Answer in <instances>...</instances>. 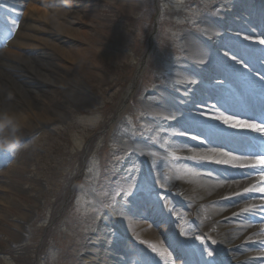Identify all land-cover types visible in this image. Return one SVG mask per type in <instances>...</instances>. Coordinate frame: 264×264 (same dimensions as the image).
<instances>
[{"label":"rangeland","instance_id":"374dc122","mask_svg":"<svg viewBox=\"0 0 264 264\" xmlns=\"http://www.w3.org/2000/svg\"><path fill=\"white\" fill-rule=\"evenodd\" d=\"M69 1L73 35L79 37L96 62L89 59L59 68V58L44 47L25 53L33 62L31 70L49 74L54 84L42 83L41 99L34 93L27 95L36 106L34 111L18 96L21 111L31 115L26 121L29 127L37 125L35 113L51 114L52 122L37 125L28 134L22 131L19 147L12 156L0 150L2 162L1 156L8 155L12 160L15 157V162L0 163V264H106V251H117L120 258L130 261L135 248L124 241L143 235L141 230H145L139 227L140 223L149 225L151 239L157 246L163 244L165 256L173 262V247L176 250L178 242L184 247L185 244L165 226L173 225L174 230L181 214L174 215L176 223L157 225L141 219L139 209L130 206L143 198V204L151 208L146 199L162 196L178 212L189 214L185 203L182 209L180 202L173 203V196L167 193V187L174 185L169 179L165 182L164 177L177 161H171L160 147L164 140H172L169 133L187 130L163 117L177 116V110H184L177 101L184 95L178 72L187 62L195 64L200 60L193 45L209 44L213 39V44L221 48L229 44L236 55L244 53L246 47L231 40L228 34L235 23L244 25L257 0H242L239 6L237 0ZM18 2L25 8L34 3ZM15 25L19 28L20 20ZM213 25L221 28L220 38L210 37ZM261 31L262 28L257 29L260 36ZM74 42L64 38V47L76 46ZM263 47L258 44V49H252L264 53ZM4 69L0 66V70ZM254 70L260 73L264 68L256 65ZM37 80L32 83L39 88L41 83ZM262 83L263 78L259 80ZM129 84L134 85L132 93L122 100ZM198 84L202 86V82ZM68 90L80 95L73 98ZM207 91L215 94L212 89ZM45 102L53 107L48 108ZM172 106L170 113L165 110ZM153 151L164 159L147 154ZM6 170L8 173L2 178ZM182 191L190 197L186 190ZM128 192L131 194L126 195ZM125 212L132 217L127 235L119 230ZM187 219L194 228L196 224L189 216ZM236 220L237 216L231 217L227 225L233 227ZM208 227L214 228L212 222L198 233L194 230L193 237ZM98 238L102 240V250L92 258L91 250L96 247L93 243ZM206 239L203 246L199 241L194 244L212 250ZM48 247L49 259L37 262L39 254L43 255ZM202 255L207 259L206 253ZM148 260L145 264L157 262L155 258Z\"/></svg>","mask_w":264,"mask_h":264},{"label":"bare ground","instance_id":"6f19581e","mask_svg":"<svg viewBox=\"0 0 264 264\" xmlns=\"http://www.w3.org/2000/svg\"><path fill=\"white\" fill-rule=\"evenodd\" d=\"M241 1L242 0H237L236 5L239 6ZM32 2L34 3L29 4L25 8L22 2H18V0H0V66L5 68L4 71L0 70V105L7 102L15 112L20 114L22 131L27 134L36 130L37 125H47L52 122V115L46 112H44V114L41 112L42 114L38 115L34 112L37 125L33 126L34 128L29 127L26 121L30 120L32 117L25 111H21V104L18 102V96L22 98L23 103L26 104L31 111H34L36 106L27 98V95L34 93L41 99L43 96L39 95V91L42 90V83L46 81V83L49 82L54 84V82L49 74L31 70L33 62L25 53L30 52L29 50L35 51L40 47H44L59 58L60 61L56 63L59 68H63L65 64H81L89 59L94 61V63L96 62L93 55L86 51L89 49L81 41H78L79 37L73 35L74 31L70 26L73 23L71 21L72 14L67 10L68 7L72 6L69 0H67V2H65V0H32ZM253 8V11L248 14V18L244 25L235 23L233 29L228 34L231 40L238 41L246 47L242 55H236V52L229 44H227V47L221 48L218 44H213L214 41L211 39V43L209 42V44H203L199 47L193 45L200 60L195 62V64L187 62L186 66L178 72L181 81L179 86L184 93V98L178 97L177 101L183 104L181 110H184L183 112L177 110L175 121L187 130L188 133H195L197 131H202V133L206 132V136H208L209 139H205V141L208 140L210 142L200 144L198 141L190 139L188 135L185 137L171 136L172 140L168 142L170 145L168 150L174 152L177 156L183 157L190 156L193 153H206L208 148L220 146L223 152H229L230 150V152L235 155L245 156L248 153V149H254L255 146L251 143L249 145V143L244 140H230L229 138L233 136L245 137L247 135L248 137H252L253 142H256L259 146L264 145V137L260 136L258 133L236 132L233 129L221 125L218 121L205 119L204 117H197L203 127L196 128L189 126L191 117L198 112H204L206 116L223 112L226 115H235L244 120L260 121L259 117L261 116L258 117L254 111L264 110V86L258 88L254 84L256 79H252L255 76L253 73L250 74V65H248L247 69H244L224 55L226 51L228 53L231 52L229 53L230 55L234 54L238 59L245 62L249 58L248 53L251 55L255 52L262 55L264 59L263 52H257L252 49H258V43L243 39L244 36H248L253 40H258L259 38L264 39V0H257ZM254 15L258 16L257 19L253 18ZM17 17L20 18L18 19L20 20V25L19 28H14L15 23H13V21H17ZM260 28H262L261 36L257 32V29ZM13 29L16 30L13 31ZM220 29L221 28L218 26L215 27L210 37L214 36L220 38ZM12 34L13 37L9 41L3 38V36L8 38ZM198 37L207 41L202 36ZM64 38L75 41L74 45L76 46L70 45L69 47H64ZM30 71H33V73L30 74ZM261 74L264 75V71H262ZM35 80L41 83L39 88L34 85L35 83H32ZM195 81L197 84H194ZM199 82H202V86L198 84ZM228 86L229 88L233 86L235 90L240 89V91L237 92V95H232L228 92ZM133 87V85L129 84L124 99L130 97ZM208 89L214 90L215 94H210L207 91ZM218 91H220L222 95H217ZM68 94L73 98H77L80 95L78 92L72 90H68ZM237 100H240L241 104L244 101L243 105L249 108L247 109L248 111L246 109H238ZM45 104L48 108L53 107L48 102H45ZM177 105L178 103H176V109ZM213 105L216 106L215 109H213ZM172 108L173 106L165 110L170 113ZM213 130H219L224 135L221 137L212 135ZM226 141L230 143V149H225L227 144ZM219 142L221 144H219ZM251 151L254 152V150ZM14 152L9 153L12 156ZM261 153H264V148L262 149L260 147L255 154L259 155ZM253 157H255V155H253ZM1 158L3 162L0 161V163L6 164L8 161L15 162L13 161L15 157L13 160L10 157L8 158V155L1 156ZM222 167L224 166L206 162L196 163L193 160L187 159H181L173 163L168 177L169 181L173 183L174 186L167 187V193L173 196V203L180 202L179 204L182 206V209H185L184 205L186 204V209L189 211V214L186 216L178 212V209L170 202L155 197L146 199L149 203L148 205L151 206L154 211L143 204V198L139 200L136 199L130 206V209L133 208V206L139 209L138 215L141 219L152 220L157 225H168L175 221L174 215L177 216V214H181L179 216V222L176 223L175 221L177 225H175L174 230L173 225L167 226V228L169 227L173 232L175 231L177 233L176 235H179L184 240L185 244L184 247L182 243L178 242L176 248L178 254L174 253L176 259H174L173 262L165 256L166 253L163 257H157L158 255L147 248L146 244L139 243L140 240H143L146 243L156 245L155 241L151 239L153 238V234L148 231L149 229L147 226L149 225L140 223L139 227L145 230H141L143 235H137L133 238L131 237L132 240L127 239L124 241V243L127 241L129 246L135 248L133 259L127 261L122 257L124 260H121L122 258L118 256L119 254L117 251L110 254L109 252L111 251H106L103 256L106 258L109 255L106 264H121L120 261H122L123 264H145L149 263L148 259L150 258H155L157 260L156 264H205L208 257L207 259H205L204 256L202 258V254L196 251V249H199V247L194 244L196 240L186 237H193L192 232L194 230L196 232L197 230H203L210 222H212L214 228L208 227L205 230L206 232L203 233V231H201V235L206 234V243L213 250V264H264V251H261V245L258 243V241L264 239V236L257 235L262 227L258 218L254 219L251 216L239 215L233 227L227 225V221H229L231 217H236L233 213H238L241 208L246 207L248 204L258 205L262 203L258 198L259 193L232 196L231 199H223L224 196H230L234 192H242L243 189L250 184H258L259 177L253 176L249 180H243L241 179L243 172L253 170L232 169L230 173H225ZM209 172L212 173L211 176L207 175ZM7 173L8 170L2 173V178L5 176L4 174ZM226 175L231 176L226 177ZM176 177L179 178L177 179ZM221 178L226 179L229 183L220 186L217 184V180ZM233 180L237 182L232 183L231 181ZM182 190H186V193L189 194L190 197L184 195ZM180 193H182L184 197L180 195ZM133 210L134 209L131 211ZM127 213L125 212V215L122 216V228L119 225L120 232L125 235H127L126 232L131 231L130 220L132 217ZM188 216L191 222L196 224L194 228L189 225ZM249 221H252L251 227L247 226ZM182 226L185 229V236L180 235ZM163 231L164 229H160L161 233ZM100 233L103 236L104 233ZM162 234L167 236V233ZM213 241H215V243H213ZM93 244L96 245V247H93V250H91V252H93L90 254L92 258L93 256L97 257V255H94L96 251L102 250V240L99 238L95 239ZM157 247L164 250L162 243L158 244ZM125 248L129 250L128 246ZM183 257H185V261ZM177 259L180 262L176 261ZM166 260L168 263L164 262ZM181 260H183V263Z\"/></svg>","mask_w":264,"mask_h":264},{"label":"snow or ice","instance_id":"6c2138e0","mask_svg":"<svg viewBox=\"0 0 264 264\" xmlns=\"http://www.w3.org/2000/svg\"><path fill=\"white\" fill-rule=\"evenodd\" d=\"M13 23H18V21L14 20ZM14 30L15 29H13V31ZM243 39L249 42H255V43L264 45V39L253 40L252 38L248 36H244ZM224 55L225 57L232 59L240 67L244 69L248 68L247 63L238 59L234 54L230 55L226 51ZM215 107L216 106L213 105V109H215ZM197 117H204L205 119L218 121L221 125L229 129H233L236 132L258 133L260 136L264 137V121L256 122L255 120H244L235 115H226L223 112H220L219 114H212V115H207V116L205 115L204 112H198L196 115L191 117V123L189 125L190 127H196V128L203 127V125L201 124L200 120L197 119ZM163 119L165 121H168L169 119L175 120L176 116L170 114L169 116H164ZM169 135L185 137L187 135V132L184 130H181L179 132L169 133ZM212 135L221 137L224 134L221 133L219 130H213ZM189 138L192 140L198 141L200 144H204L205 139H209L208 136L201 138L200 135H192ZM229 139L241 141V140H244L245 138L240 137V136H233V137H230ZM160 147L164 148V151L167 153V156L171 158V161H179L181 159H187V160H193L196 163L206 162V163L226 166L232 169H240V170L251 169L253 170V171H244L243 175L241 176V179L249 180L253 176H258L259 177L258 184L257 183L250 184L248 187H245L242 192H234L230 196H224L223 199H231L232 196H242L245 194L259 193L258 198L262 201V203L258 205L248 204L246 207L241 208L238 213H233V215L234 216H239V215L251 216L254 219L258 218L262 227L260 228V232L257 233V235L264 236V153H261L255 157H249V156L235 155L230 152H223L217 148H208L206 153H193L190 156L181 157V156H177L174 152H168V147H170V145L168 144L167 140H164L163 144L160 145ZM147 154L153 156L154 158L158 160L164 159V157L158 156V154L154 151L149 152ZM207 175L211 176L212 173L209 172L207 173ZM176 178L178 179L179 177H176ZM168 179H169L168 176L164 177L165 182ZM231 182L235 183L237 181L233 180ZM225 183H229V181L223 178L217 180V184H219L220 186H224ZM160 186L164 187V184L161 183ZM125 194L130 195L131 193L128 192ZM159 198L161 200L164 199V197L162 196ZM121 215H123V213H121ZM183 223H186V222H183ZM247 226L251 227L252 221H249ZM180 235L181 236L186 235L185 229L183 226L181 227ZM205 237H206V234L204 235L198 234V235H195L194 237H186V238H191L196 241H199L200 245L203 246L205 244ZM139 243L146 244L147 248H149L153 253H156L157 255L161 257L165 255L164 251L161 248L157 247V245L155 244L146 243L143 240H140ZM213 243H215V241H213ZM258 243L261 245V251H264V239H261L260 241H258ZM196 251L200 252L201 254L203 253L207 254L208 259L205 261V264H213V257H214L213 250L207 247H201L199 249H196ZM202 258H203V255H202Z\"/></svg>","mask_w":264,"mask_h":264},{"label":"clouds","instance_id":"9594fccd","mask_svg":"<svg viewBox=\"0 0 264 264\" xmlns=\"http://www.w3.org/2000/svg\"><path fill=\"white\" fill-rule=\"evenodd\" d=\"M22 135L21 116L11 105H0V150L14 152Z\"/></svg>","mask_w":264,"mask_h":264}]
</instances>
